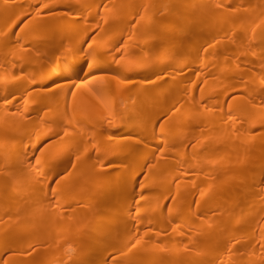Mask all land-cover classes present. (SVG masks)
Instances as JSON below:
<instances>
[{
    "label": "bare ground",
    "instance_id": "obj_1",
    "mask_svg": "<svg viewBox=\"0 0 264 264\" xmlns=\"http://www.w3.org/2000/svg\"><path fill=\"white\" fill-rule=\"evenodd\" d=\"M0 264H264V0H0Z\"/></svg>",
    "mask_w": 264,
    "mask_h": 264
}]
</instances>
